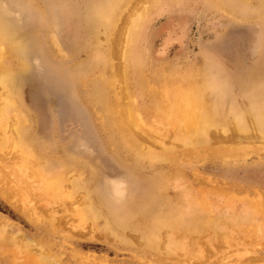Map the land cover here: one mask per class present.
I'll return each instance as SVG.
<instances>
[{"label":"rangeland","instance_id":"obj_1","mask_svg":"<svg viewBox=\"0 0 264 264\" xmlns=\"http://www.w3.org/2000/svg\"><path fill=\"white\" fill-rule=\"evenodd\" d=\"M140 1L117 13L115 0H0L1 19L23 40L6 56L17 75L0 102L4 93L14 100L24 147L71 196L37 191L30 167L24 184L6 140L10 111L0 136V264H264V135L247 111L264 99V17L240 19L210 0H149L147 11ZM139 15L132 58L121 61L116 45ZM173 75L197 85L210 76L218 90L204 92L208 104L223 93L224 121L193 147L171 129L168 109L155 118L157 92ZM121 78L152 131L122 133L112 122L120 116L101 109L117 101ZM231 106L247 113L242 129ZM89 206L82 224L74 207Z\"/></svg>","mask_w":264,"mask_h":264},{"label":"bare ground","instance_id":"obj_2","mask_svg":"<svg viewBox=\"0 0 264 264\" xmlns=\"http://www.w3.org/2000/svg\"><path fill=\"white\" fill-rule=\"evenodd\" d=\"M126 1L115 0L114 8L116 9L117 13H119L120 9L122 8V5ZM210 1H214L216 3V7H219L221 9H225V10L227 9V10H229V12H231L233 14V16L235 15L237 18H240V19L248 20V19H251L253 16L260 17V18L264 17V0H210ZM148 2H149V0H143V1L141 0L140 1L144 11L147 9L146 6H147ZM254 3L256 4V6H254ZM112 9H113V6H112ZM134 10H136V9L134 8ZM231 13H229V14H231ZM145 17H146V15H143V16L139 15L136 18H134L135 20H134L133 24L135 25V29H128L127 31H125L124 35L122 33V35H123L122 39L123 40H121V42L119 44L117 43V45H116V46L119 45L121 47V49H120L121 51H120L119 55L117 54L121 61L125 60L127 58L131 60L133 47H134V44L136 41L135 30L143 24V22H144L143 20ZM111 22H112V20L109 19V23H111ZM118 36H120V35L118 34ZM120 37H122V36H120ZM51 39L56 42L55 37L52 36ZM22 41L23 40H22L19 32L17 31V29H15L13 27L7 28V26L5 25V23L3 22V20L0 17V88H2V89L7 90L8 85L10 83L14 82V79L17 75L15 72L12 71L13 69H10V67L7 68V66L5 65L6 56L9 55L11 57V56L18 55L19 53H21V49L23 46ZM262 41L264 42V37H263ZM56 48H58V47H56ZM220 77H222V76H220ZM210 78H211L210 76L206 77L205 81L201 85H197L196 82L193 81L192 77L191 76L189 77V75H184V77H182L181 80H179V81L175 80L176 78H174V75L169 76L167 78L165 77L164 82L162 83V86H161V90L159 92H157L160 94L158 96L160 98V102L155 107L154 113H156V117L155 116L154 117L156 119L160 118V117L162 118L163 112L166 111L165 109H168V111H169L168 116H170V119H171V123H170V126L172 127L171 129H174L175 132H177V130L180 131V133L184 137V139H187L185 141H182L184 143V144L182 143V145L184 147H187V146L193 147L192 146L193 143L196 142V144H198V143L202 142L203 138L205 136H207L208 131L211 128L217 127L219 124H221V121H224V119H223L224 114L221 113L222 112V105H223L222 104L223 98H219L220 94H223L222 91H218L219 93L217 94L216 98L214 96L212 103H210V104H208L206 102L205 97H204V92H206L207 90H209L212 94H214L212 90H214V91L218 90L216 83ZM117 79H118V77H117ZM16 85H17V82H16ZM117 85H118L117 88L119 89V96L117 97V101L114 104L103 102V104H101V109L103 110V112H105L106 115H108V116L111 114H114V115L118 114L120 116L118 118L119 122L114 120L116 118H114L112 122H113L114 126H116L118 128V130H120L122 133H127L128 131H130L128 128H131L133 126H135V127L146 126L147 124H145L143 119H141V117L139 115L140 113L134 112L132 109L133 107L129 106L130 104H129L128 98H130V97H129V94L126 93L125 88H123L125 85H123L122 78H121V82H118V80H117ZM12 88H10V89H12ZM118 98L119 99L122 98L121 103L119 102ZM0 103H1L0 104V136L6 133V124H7V120H8V113H10V111H12V113H14V117H12V118H15V125L11 121L13 126H11L10 130H8V132L10 131L11 133H10V137L8 136L9 138L6 135V137H7L6 140L10 139L9 144L11 142L10 146L13 147L12 150L15 149L18 153V156L17 155L14 156V164H15L14 166H16V168H17L18 175L22 176L23 178H26V180L24 179L25 183L24 182L23 183L26 185L27 178L29 179V181H31L30 179H32V178H30V177H32L35 174V176L37 178H40V179H37L36 181H33L34 183L37 184L38 180H40L39 184L36 186L37 188L34 187L37 189V191L38 190L43 191V189H45L46 192H44V194L47 193V196L50 198L57 197V195H61L60 197L63 198V195H65L64 197H67L70 199V197H71L70 193L67 192L66 189H64L65 186L62 184L63 178L61 179V176L58 174H55L54 178H52V179H50L48 177H44L43 173H41L42 168L40 167V169H39L38 161L33 162L35 156H34V152L32 151V149L30 147H24L25 142H24L23 138L21 137V133L17 127V125L19 123V118L17 116L19 115V113L17 112V107H16L14 100L11 97H9L7 94L5 95V93H4V97L2 98ZM235 109L236 108H234L233 106H231V108H230V113L234 116V122H235L234 125L237 129H242L245 125L243 115H245L247 113L243 114V113H240L239 111L237 112ZM247 111H248V113H250L252 115V116H249V117H251L250 123H251L252 131L255 134L261 135L263 137V135H264V99H262L259 102L251 105V108H249ZM164 115H165V113H164ZM259 122H261V124ZM155 123H157V122H155ZM230 123H232V122H230ZM258 123H259V125H258ZM150 126H152V125H149V127ZM147 127H148V125H147ZM149 127L147 128V129H149L148 131H152L153 127H151V128H149ZM136 130H138V129H135V131ZM223 130H224V127H223ZM158 131H159V129H158ZM251 136L253 137V135H251ZM211 137H210V139H211ZM262 139L264 141V137L261 138V140ZM0 140L2 141L3 139H0ZM226 140H227V138H226ZM1 141H0V148L4 146L1 143ZM244 144H245V142H244ZM246 144H247V142H246ZM10 152H12V151H10ZM11 154H14V150ZM246 154H248V153H246ZM146 157L149 158L150 160H153V158H154L153 156H150V155H148ZM12 159H13V157H12ZM41 161H40V163H42ZM13 168H12V171H13ZM28 168L30 170H31V168H32V170L34 169V171H33L34 174L30 171H28V173H27V170H29ZM36 170L39 173V174L37 173V175H39V177L36 175V172H37ZM68 174H69V172H68ZM72 175H73V173L70 172V176H72ZM36 177L34 179H36ZM45 183H47V186H45ZM20 185L18 184L16 186L19 187ZM67 188H69V185ZM71 188H69L68 190H70ZM48 190L50 193L47 192ZM24 193H25V191H24ZM130 201L131 200L129 199L125 205H127ZM76 203H77V201H76ZM76 203H75V201L73 202L74 206H76L75 205ZM140 203H141V205H145V203L147 204V201L144 199V200L140 201ZM141 205H137V207L140 208ZM108 208L110 209V207H108ZM92 211H93V209L90 206L87 207L85 212H83L79 208L74 207V214L76 213L75 215H77L79 221H81L82 224H84L83 222L85 220V217H87L88 215H94V213H92ZM111 211L112 212L116 211V208H111ZM127 213L128 212H125L124 215H127ZM74 214H73V216H74ZM127 218H128V216L126 218L124 216V219L122 220V222L127 221ZM207 219H208V216H207ZM51 221H52V219H51ZM72 221H73V219H72ZM209 222H210V220H209ZM74 226L76 227V225H74ZM81 226L84 227L85 225H81ZM70 229H73V228L70 227ZM197 230H199V228ZM72 234H75V233H72ZM69 236H70V234H69ZM152 245H153V243H152Z\"/></svg>","mask_w":264,"mask_h":264},{"label":"trees","instance_id":"obj_3","mask_svg":"<svg viewBox=\"0 0 264 264\" xmlns=\"http://www.w3.org/2000/svg\"><path fill=\"white\" fill-rule=\"evenodd\" d=\"M0 210L3 211L2 208H1V206H0Z\"/></svg>","mask_w":264,"mask_h":264}]
</instances>
